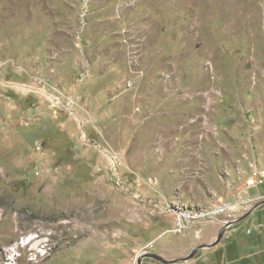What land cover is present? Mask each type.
Listing matches in <instances>:
<instances>
[{"label":"rangeland","instance_id":"1","mask_svg":"<svg viewBox=\"0 0 264 264\" xmlns=\"http://www.w3.org/2000/svg\"><path fill=\"white\" fill-rule=\"evenodd\" d=\"M263 171L264 0H0V264L184 258ZM262 206L176 264H264Z\"/></svg>","mask_w":264,"mask_h":264},{"label":"built area","instance_id":"2","mask_svg":"<svg viewBox=\"0 0 264 264\" xmlns=\"http://www.w3.org/2000/svg\"><path fill=\"white\" fill-rule=\"evenodd\" d=\"M264 185V171L256 172L254 175L246 179L244 186L246 193L239 197L224 202H216L212 206L202 209L188 208H172L168 211L171 221V229L165 230L162 236L166 235H186L194 231L195 236L200 235V231L196 229L204 223H218L220 226L233 222L239 216L248 212L255 204V196H251L247 191L251 188H259ZM259 196V195H258ZM258 198L264 200V195ZM229 231V232H228ZM246 236L264 231V220L249 224L244 230ZM236 232L233 226H229L225 234L231 235Z\"/></svg>","mask_w":264,"mask_h":264},{"label":"water","instance_id":"3","mask_svg":"<svg viewBox=\"0 0 264 264\" xmlns=\"http://www.w3.org/2000/svg\"><path fill=\"white\" fill-rule=\"evenodd\" d=\"M263 202H259L257 204H255L248 212H246L244 215H242L240 218H237L236 220H234L233 222L230 223H226L224 225H222L220 227L219 232L217 233V236L215 238V240L212 243L209 244H200L195 246L194 248H192V250L190 251V253L184 257V258H180V259H174V260H167L162 258L161 256L154 254V253H143L141 254L138 259H137V264H142L143 259H151L154 260L156 262H159L161 264H176L178 262H182V261H189L191 260L196 253L199 250H203V249H210L212 247H215L216 245H218L224 237L225 231L229 226H233L234 224L238 223L239 221L245 219L246 217H248L256 208H258L259 206L263 205Z\"/></svg>","mask_w":264,"mask_h":264},{"label":"crops","instance_id":"4","mask_svg":"<svg viewBox=\"0 0 264 264\" xmlns=\"http://www.w3.org/2000/svg\"><path fill=\"white\" fill-rule=\"evenodd\" d=\"M251 189H257V188H251ZM251 189H248V193ZM258 192V191H257ZM256 192V193H257ZM256 193H254L253 195H255ZM259 194V193H257ZM264 201V200H263ZM263 201H260V202H263ZM259 203V202H258ZM257 204V203H256ZM262 206V205H261ZM262 209H264V204L263 206L261 207ZM264 218L261 220H258V221H263ZM257 221H254L252 222L251 224L253 223H256ZM216 224L218 223H204L202 228H201V231H200V234L203 232V235L201 234V237L199 239H193L191 240L192 241V246H196V245H199V244H207V243H210L213 241V234L216 232V229L217 231L220 229V224H218L216 226ZM217 227V228H216ZM244 230V229H243ZM192 233H194V231H191ZM190 233V232H189ZM244 233V231H243ZM263 233V232H262ZM245 235V234H244ZM200 236V235H199ZM246 236V235H245ZM247 237V236H246ZM248 240V239H247ZM201 251V250H200Z\"/></svg>","mask_w":264,"mask_h":264},{"label":"trees","instance_id":"5","mask_svg":"<svg viewBox=\"0 0 264 264\" xmlns=\"http://www.w3.org/2000/svg\"><path fill=\"white\" fill-rule=\"evenodd\" d=\"M259 235H263V237H264V231H263V233L262 232L261 233H255V234L247 236V237H250V239H253L254 237L256 238ZM232 248L233 249H231V251L228 254L229 258L230 259L232 258V261H235L236 259L240 258L243 253L248 252V254H251L253 251L252 249H247V250H243L244 251L243 252L238 247H232Z\"/></svg>","mask_w":264,"mask_h":264}]
</instances>
